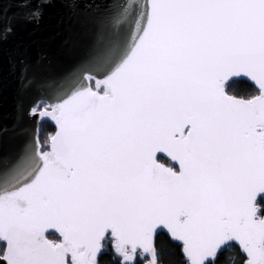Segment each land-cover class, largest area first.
Here are the masks:
<instances>
[{"label": "snow or ice", "instance_id": "1", "mask_svg": "<svg viewBox=\"0 0 264 264\" xmlns=\"http://www.w3.org/2000/svg\"><path fill=\"white\" fill-rule=\"evenodd\" d=\"M95 24L86 62L30 109L55 133L0 158V264H98L105 241L158 264L159 229L187 264L232 242L264 264V0H111ZM234 78L255 94L229 95Z\"/></svg>", "mask_w": 264, "mask_h": 264}, {"label": "water", "instance_id": "2", "mask_svg": "<svg viewBox=\"0 0 264 264\" xmlns=\"http://www.w3.org/2000/svg\"><path fill=\"white\" fill-rule=\"evenodd\" d=\"M110 2L81 0L72 5L67 0H52L43 7L38 20L28 21L25 15L37 7L39 0H34L29 8H21L17 0H0L2 22L11 21L13 27L11 34L0 39V158L5 163L14 161L27 142H35L42 123H49L54 128L52 134L55 133L54 122L30 115V109L49 94L42 87L44 82L68 79L86 62L95 39L96 19ZM25 66L28 76L35 81L28 89L21 86ZM233 80L239 79L229 82ZM241 80L253 85L247 79ZM160 232L174 241L167 230L159 229L156 235ZM231 244H235L246 259L238 243ZM145 258L144 264H148L150 257Z\"/></svg>", "mask_w": 264, "mask_h": 264}, {"label": "trees", "instance_id": "3", "mask_svg": "<svg viewBox=\"0 0 264 264\" xmlns=\"http://www.w3.org/2000/svg\"><path fill=\"white\" fill-rule=\"evenodd\" d=\"M226 91L230 95L237 98H249L255 94V87L245 80H233L226 86ZM54 128L49 123H42L39 128V141L41 145L49 139ZM162 163L172 166L169 160L161 157ZM55 234H50L49 239H55ZM155 247L157 248L158 264H187L181 253V245L160 232L155 238ZM245 257L241 254L239 248L235 244H230L220 251L211 264H244ZM98 264H121L120 258L117 257L111 247V241L104 242V251L98 258ZM135 264H143V260L136 261Z\"/></svg>", "mask_w": 264, "mask_h": 264}, {"label": "flooded vegetation", "instance_id": "4", "mask_svg": "<svg viewBox=\"0 0 264 264\" xmlns=\"http://www.w3.org/2000/svg\"><path fill=\"white\" fill-rule=\"evenodd\" d=\"M120 258V257H119ZM138 260H143V264L147 261V258H143V259H141L139 256L137 257V259H136V261H138ZM136 261H135V263H136ZM120 263H121V258H120Z\"/></svg>", "mask_w": 264, "mask_h": 264}, {"label": "rangeland", "instance_id": "5", "mask_svg": "<svg viewBox=\"0 0 264 264\" xmlns=\"http://www.w3.org/2000/svg\"><path fill=\"white\" fill-rule=\"evenodd\" d=\"M49 137H50V135H49Z\"/></svg>", "mask_w": 264, "mask_h": 264}]
</instances>
